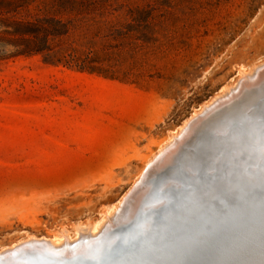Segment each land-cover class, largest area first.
I'll use <instances>...</instances> for the list:
<instances>
[{
  "label": "rangeland",
  "instance_id": "rangeland-1",
  "mask_svg": "<svg viewBox=\"0 0 264 264\" xmlns=\"http://www.w3.org/2000/svg\"><path fill=\"white\" fill-rule=\"evenodd\" d=\"M187 23L135 54L125 50V81L37 56L0 63V247L62 228L74 234L99 218L195 109L233 83L240 67L264 59V0H220ZM263 98L264 91L249 102L238 98L209 123L225 112L243 117L248 103ZM262 130L249 128L218 156L216 170L202 165L197 188L228 189L235 180L263 186ZM208 156L205 163L215 164L216 155Z\"/></svg>",
  "mask_w": 264,
  "mask_h": 264
},
{
  "label": "bare ground",
  "instance_id": "bare-ground-1",
  "mask_svg": "<svg viewBox=\"0 0 264 264\" xmlns=\"http://www.w3.org/2000/svg\"><path fill=\"white\" fill-rule=\"evenodd\" d=\"M262 89H264V59L255 62L250 69L240 67L233 83L227 84L208 101L201 104L199 109H195L168 138L159 144L157 150L145 161L143 169L133 184L116 203L103 210L99 218L90 222L79 223L74 228V234H70L66 228H62L52 237L28 235V237L21 238L8 246L0 247V264H30L33 261V264H40L43 258H56L59 259V262L67 260L68 262L64 261L66 264H80L79 262L83 260L84 256L93 254L90 249L95 248L99 239L100 244H105L106 241L114 239L121 231V227L134 218L140 208L139 206L145 199V195L149 193L154 183L157 182L164 187L163 194L177 187L184 188L182 183L198 185L201 180L196 178L198 170L196 166L200 168L202 165L210 164L208 170H216L218 168V163H216L218 156L229 153L230 150L236 148L238 142L241 139L244 140V136L248 137V134L245 133L249 128H253V131L262 129L264 127V98L255 106L248 103L250 111L246 112L243 117H228V115H224L225 112L216 121L217 123H209L211 122L210 119L217 114L216 112L224 111L232 101L240 98V102H249L250 95L260 94L264 91ZM218 122L222 125L215 128ZM256 134H258L257 131ZM236 138L240 140L236 141ZM255 141L258 140L255 138ZM261 141L264 142L262 139ZM229 142L232 145L226 147ZM243 148L245 147L243 146ZM210 150L212 151L208 156ZM259 152V156L262 158L264 147ZM201 154L205 155L202 156ZM214 155H216L213 161L215 164H206V157L210 158ZM238 169V167L233 166L234 172ZM256 179L259 183L261 177H256ZM229 184L230 188L228 189L218 188V190L206 191L199 189L197 192L187 189L186 192L196 196L195 201H198L197 199L202 201L203 197L206 199L216 197L217 193L233 199V193L238 190L240 184L244 183L235 180ZM246 188L250 193L253 190L252 186ZM154 200L156 201L152 202L153 206L144 207V211L151 210L146 213L147 216H151L152 212L161 210V206L164 204L158 199ZM181 207L188 206L183 205ZM144 225L145 228L151 226L149 221H145ZM115 244H117V239L113 245L115 246ZM97 251H99L98 255L102 253L99 249ZM75 256H80L78 262L71 261Z\"/></svg>",
  "mask_w": 264,
  "mask_h": 264
},
{
  "label": "trees",
  "instance_id": "trees-1",
  "mask_svg": "<svg viewBox=\"0 0 264 264\" xmlns=\"http://www.w3.org/2000/svg\"><path fill=\"white\" fill-rule=\"evenodd\" d=\"M196 0H0V63L37 56L48 65L125 81L135 54L201 9Z\"/></svg>",
  "mask_w": 264,
  "mask_h": 264
},
{
  "label": "water",
  "instance_id": "water-1",
  "mask_svg": "<svg viewBox=\"0 0 264 264\" xmlns=\"http://www.w3.org/2000/svg\"><path fill=\"white\" fill-rule=\"evenodd\" d=\"M196 168L200 178L202 167ZM181 185L184 188L163 194L164 187L154 183L134 218L121 227L114 239L105 244H100L99 239L95 248L90 249L93 254L84 256L79 263L264 264V185H253L250 193L240 184L233 199L217 193L216 197H203L202 201H195L197 197L186 192H197V185ZM241 192L248 199L241 198ZM154 199L164 204L161 210L147 216L151 210L144 211V207L153 206ZM145 221L150 222L149 228H145ZM97 249L102 252L100 255ZM58 260L43 258L40 264L67 261Z\"/></svg>",
  "mask_w": 264,
  "mask_h": 264
}]
</instances>
